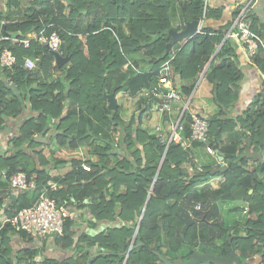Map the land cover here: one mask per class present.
<instances>
[{"label":"trees","instance_id":"1","mask_svg":"<svg viewBox=\"0 0 264 264\" xmlns=\"http://www.w3.org/2000/svg\"><path fill=\"white\" fill-rule=\"evenodd\" d=\"M178 5L187 20L204 16V0H0V50L9 48L17 56L13 68H0V125L4 115L16 117L26 106L33 112L11 139V152L0 154V178L3 173L10 177L25 171L37 181L35 188L21 190L14 211L33 205L47 181L59 180L50 174L56 162L38 148L45 143L35 139L38 133L51 132L58 148L88 146L96 158L86 160L91 170L82 167L81 159H58L72 169L50 195L60 203L71 199L88 205L91 227L106 223L75 240L68 221L65 235L54 238L57 246L62 242L71 253L67 262L46 256L40 247L15 252L4 227L0 229V264H124L125 259V264H167L186 261L196 251L230 255L233 250L238 257L235 264H247L246 258L257 254L261 255L257 264H264V160L243 157L250 142L264 158V91L240 113L232 114L245 77L234 39H225L205 73L216 111L197 112L209 120L207 142L217 144L227 170L219 169V156L206 149V142L186 146L173 139L167 147L162 137L141 124L148 110L146 101H154L142 92L158 83L159 67L174 54L172 65L181 79L180 92L187 98L226 35L223 28L206 26L184 44L170 47ZM221 14L206 10L211 17ZM249 17L252 29L264 35V17L256 9ZM42 29L60 31L61 50L69 56L62 66L35 39L29 48L15 40ZM27 55L38 58L34 69L23 67ZM253 61L264 72L262 50ZM70 91L76 96L71 98ZM123 92L138 99L141 113L126 116L121 104L109 107L107 95ZM191 120L187 109L181 130L185 140L191 135ZM104 128L118 132V139L109 131L102 133ZM200 149L211 159L196 161ZM218 177L222 180L214 184ZM5 183L0 181L1 189ZM217 201H246V221L226 224L218 217ZM15 231L24 241L36 239L26 231Z\"/></svg>","mask_w":264,"mask_h":264},{"label":"crops","instance_id":"2","mask_svg":"<svg viewBox=\"0 0 264 264\" xmlns=\"http://www.w3.org/2000/svg\"><path fill=\"white\" fill-rule=\"evenodd\" d=\"M245 1L246 0H210V4H209L208 8L221 11L222 14L218 17L217 16L211 17L209 15H206V10L208 9L207 8L204 12V16L202 17V18H204L203 25H202L201 29L198 32H196L193 36L202 32V28L209 26V27H212L216 30L223 28L224 30H226V35L224 36V38L225 37L227 38L228 32L233 27V24H234L236 18L238 17V15L240 14L241 9H243L244 6L246 5ZM263 2H264L263 0H258L257 3H255V5L252 8V9H256L257 12L261 15V17H264V10L262 8ZM177 9H178V6L175 9V12L173 14L172 22L175 26L174 29L182 30V29H184L188 20L184 17V15L181 11V8H180L179 12H177ZM202 18H200L199 20H201ZM225 39H224V41H225ZM187 40H189V39H187ZM187 40L184 39V40L179 41V42L181 44H184ZM221 42L217 45V48L221 47V45L223 44V43L221 44ZM216 53L214 52L213 55L215 56ZM214 56H212V57L214 58ZM238 57H239V66L241 67L242 71L245 72V77H243V79L240 82L239 97L236 100V102L234 103V105L232 106V114L233 115H236V114L240 113L242 110H244V107H246L248 105V103L250 101H252V99L255 97V95L257 93H259L260 91H264V82H263V78H262V74H264L263 71L254 62H252V59L250 57H248V55L244 52V50L239 48V47H238ZM211 59L206 64L204 70L206 69V71H207V69H208V67L212 61ZM126 66H127V64H126ZM1 67H3V66L0 63V68ZM204 70L200 74L199 78L197 79L195 88H194L193 92L191 93L192 97L189 101V105H188L187 109H189L192 113L200 112L202 114H208L209 112L216 111V108H217L215 102L213 101L212 84L210 82H208V80H206V77H205L206 71H204ZM2 78L5 79V76H2ZM261 78H262V81H261ZM6 82L10 83L13 81L6 79ZM200 85H203V89L199 93L198 101L193 104V95H194L195 91H197L200 88ZM17 88H18V86H17ZM120 95H122V97H120ZM120 95L116 96L117 100H118V105L121 104L122 106H125L122 99H128V98H131L132 100H134V102L138 105L137 107L132 108V110H130V111L128 109H126V107H127L126 106L125 107L126 113H124L126 116H131V114H133V113H141L142 112V109H141V107H139L140 104L137 101L138 99L136 97L130 96L124 92L121 93ZM147 100H148V98H147ZM146 103L148 104V110L143 115L141 124L146 129L149 128L150 132H156L158 134V136L162 137L166 143V141H167L166 137H168L171 134V132H169V130H170L169 129V119L170 118H174V119L178 118L182 112L183 105L185 106L186 104H184V100H183L181 102H178V103H175L172 105L173 111H171V113H167V112L162 113L159 110L154 108V104L152 102L146 101ZM178 112H179V114H178ZM32 113H33L32 110L28 106H26L25 108H23L21 114L16 116V117H6V115H4V118H3L4 121L0 125V154H2V153H4V154L8 153L9 154L11 152L9 149L11 146V144H10L11 139L13 138L14 135H16L18 127H19L20 123L23 121V119L32 115ZM157 126L160 127V129H161L160 131L157 130ZM106 131H109L111 134L113 133V135H115V132H112L108 128H104L102 133H104ZM38 134H41V133H38ZM50 136H51V132H49L47 134L43 133V137L45 140H42L39 142L45 143V144H44L43 148L42 147H38V148L43 149L46 157L48 159L52 160L53 163L56 162L55 164H53L50 167V174L52 176H54L53 179H56L55 177H57L58 179H63L64 176L72 169V166L71 165L63 166L62 163H60L57 160L66 158L63 160L70 161L69 159H72V158L80 159V156L79 155H72V156L67 155V157L63 156V158H62V154L58 150V147L56 146V144H52L53 141L51 140ZM224 138H226V135L224 136ZM215 145H217V144H213L214 147H215ZM52 149L56 150V152L54 154H53ZM251 149L254 150L253 148H251ZM216 150L217 149L215 147V152L213 154L219 156V162L221 163V166L223 164H227L225 162V158H223V160L220 159L219 149H218V153ZM75 152H77V151L72 150V151H70L69 154H74ZM200 152H201V155L196 158V161H200L201 159H204V158L211 159L210 158L211 155L204 153L201 149H200ZM31 153H32V155H34L33 154L34 152H31ZM34 157L36 158L35 161L39 164V162H38L39 159L36 156H34ZM67 158H69V159H67ZM250 162H253V160H250ZM221 180H222V178L218 177V178L214 179L213 183L219 184ZM0 181L6 182L5 183L6 185H4V188L1 189V187H0V190L3 192V194L1 195L2 196V202L0 205V226H1L3 223V220L6 218V216L10 215L14 211V209H16L15 208L16 202L18 200V196H19L21 190L13 188L10 185L9 177H7V175L4 173L2 174ZM67 183L68 182H64V185H67ZM1 191H0V194H1ZM13 201H15V203ZM70 202L73 204L72 211L74 214V218L69 219V222H70L71 229L74 232L75 240H77L78 237L82 233L88 234V232H90V233L96 232L95 228L91 227L90 223H89L90 221H93L92 220L93 218H92L91 213H90V216L88 215V213L90 211V209L88 208V205L82 206V204L78 200H71L70 199ZM227 202H230V201L222 202L224 205L223 211L230 212L229 208H232L233 210L234 209H240V213L236 217H234L233 215H230L228 217H224L223 220L226 222V224L232 225L238 221L245 222L246 218H247L246 217L247 211L245 210V208L248 205V203L246 201H231L233 203L230 202L229 205H226ZM242 208H243V210H242ZM239 215H241V217ZM103 225H106V223L105 222L98 223L96 229L103 227ZM5 228H8V236H9L10 241L12 243L11 245L14 247L15 252L18 250H21L24 247H29V246L39 247L40 246L41 253H44L48 257L56 258L59 260L65 259V256L63 254L66 255V254L70 253L68 249H66V248H64V246H62V242H60L58 245V247L61 248V250L58 251L56 248L52 247V245L49 244V242H50L49 240L48 241H42V240L35 237L36 239L33 242L24 241L20 237V235L15 231V229L13 230L12 228L10 229L9 227H5ZM11 231L14 232V234H15L14 236L9 235V232H11ZM27 243H30L32 245H28ZM53 243L54 242H52V244ZM39 244H41V245H39ZM260 258H261L260 254L249 256L246 258V262H247V264H257L260 261Z\"/></svg>","mask_w":264,"mask_h":264},{"label":"built area","instance_id":"3","mask_svg":"<svg viewBox=\"0 0 264 264\" xmlns=\"http://www.w3.org/2000/svg\"><path fill=\"white\" fill-rule=\"evenodd\" d=\"M258 0H249L248 3L241 9L240 14L236 18L233 27L228 32V36L234 39V43L237 47L244 50V52L253 61V56L260 50L264 54V35L253 30L251 27V18L249 13L252 10L255 3ZM210 4V0H204V9L206 10ZM204 22V18L200 20L198 29L200 30ZM35 39L41 46L47 47L50 51L61 50L62 38L60 31L54 30L51 33H47L45 29L40 31H34L26 38L17 39L24 47L29 48L31 41ZM173 56L166 60L158 70V83L155 86L144 89L142 95L148 99H154L152 102L154 108L162 113H171L173 111V104L184 100L182 112L178 118H170L169 126L171 134L167 138V145L174 139L176 141H183L186 146H189L192 141L206 142V149L210 153L215 152V147L212 142H207L210 139L209 120L198 113H192L191 135L189 140H185L181 134V130L184 129L182 118L188 108L189 101L192 97H184L180 92L181 79L177 75L172 65ZM37 59L34 56L27 55L24 57L23 67L26 69H34L37 66ZM17 62V56L13 50L4 48L0 50V63L2 66L11 69ZM264 73V72H263ZM264 81V74H262ZM157 130L160 131V127L157 126ZM82 160V167L85 170H91V165L86 162L85 157H80ZM49 180L42 189L39 198L31 206H25L17 211H13L10 215L6 216L3 220L0 229L9 227L16 230H23L30 235L42 240L48 241L53 236L62 237L65 235V226L69 219L74 218L72 211L73 204L69 200L58 202L56 198L50 195L51 190H57L61 187L62 181ZM10 185L13 188L26 190L33 189L37 186V181L33 176H29L25 171H16L9 177ZM200 207V204H197ZM247 205L245 210L248 211Z\"/></svg>","mask_w":264,"mask_h":264},{"label":"water","instance_id":"4","mask_svg":"<svg viewBox=\"0 0 264 264\" xmlns=\"http://www.w3.org/2000/svg\"><path fill=\"white\" fill-rule=\"evenodd\" d=\"M199 24H200V20L199 19H193V20H188L187 21L184 29H182V30L173 29L172 30L173 40L170 43V47L173 46V44L176 43V42L182 41L184 39H186V40L190 39L196 32L199 31V29H198ZM2 28H4V25H3ZM224 39H223V41H224ZM223 41L221 42V44L223 43ZM218 49L219 48L216 49L215 53L218 51ZM52 53L54 54V56L56 58V63L58 65H60V66H62L63 64H65L69 60V56H64L59 51H52ZM212 59H213V57H212ZM204 71H206V69ZM8 84L14 91H18L17 85L15 83L10 82ZM107 97L109 99V107L113 108V109L117 108L118 107V100H117L116 95L114 93H110V94L107 95ZM43 132H45V130ZM35 139L37 141L45 140L44 137H43V133L38 134ZM167 147H168V145H167ZM167 147H166V150H167ZM215 147H216V149H217L216 151L218 153L217 145H215ZM166 150H165L163 158L161 160L159 169L161 167V164L163 162L164 156L166 154ZM243 157L257 158L261 162L264 160V158H263L261 153H259L256 150H252L251 149L250 142H249V146L247 147V151L244 153ZM223 158L224 157L222 155H220V159L223 160ZM227 168H228L227 164H223L222 166L219 167V169L222 172L227 170ZM157 174H158V172H157ZM155 179H156V177H155ZM151 192H152V189L149 191V195H148V197H147V199L145 201V205H144V208H143V212H142L141 218L143 217V214H144V212L146 210L147 203H148V200L150 198ZM137 230H138V228L135 231V234H134V237H133V241H134V238H135V236L137 234ZM228 237L230 239V233H228ZM131 247H132V244H131ZM131 247L129 248L128 252H130ZM237 260H238V257H237V254H236L235 250H233L230 255H219V254L210 253V252H198V251H196V252H194L192 254L190 259H188L186 261L180 259V260H175V261H168L167 264H235L237 262ZM125 263H126V259L124 261V264Z\"/></svg>","mask_w":264,"mask_h":264},{"label":"rangeland","instance_id":"5","mask_svg":"<svg viewBox=\"0 0 264 264\" xmlns=\"http://www.w3.org/2000/svg\"><path fill=\"white\" fill-rule=\"evenodd\" d=\"M248 1L249 0H246L245 1V4H247L248 3ZM180 11V7H179V5H178V9H177V12H179ZM177 27V26H176ZM261 76V75H260ZM261 81H262V78H261ZM264 82V81H263ZM203 89V85H200V88L197 90V91H195V93H194V95H193V104L194 103H196L197 101H198V96H199V93H200V91ZM70 95H71V98L72 97H75L76 96V93L74 92V91H70ZM120 97H122V95H120ZM122 101L124 102V104H125V106H124V108L126 107V109H128L129 111L130 110H132V108H135V107H137L138 105L134 102V100H132L131 98H128V99H122ZM180 111V110H179ZM124 113H126V111H123ZM178 114H179V112H178ZM150 129L148 128V131H149ZM115 136H116V140H117V138H118V136H119V133L118 132H115ZM52 144H55V140L53 141V143ZM58 150L60 151V153L62 154V158H63V156L65 157H67V155H69V156H72V155H79L80 157L82 156V154H83V156L85 157V160H90V159H94V158H96V156H94L92 153H90V152H88V146H80V147H78V148H75V149H69V148H58ZM77 151V152H75L74 154H69L70 153V151ZM120 152V155H122L121 154V151H119ZM63 159H66V158H63ZM67 159H69V158H67ZM70 160V159H69ZM66 166H68V164H66ZM231 202V201H230ZM230 202H227L226 203V205H229L230 204ZM217 203V206H218V212H219V218H224V217H228V216H230V215H233L234 217H236L239 213H240V209H232V208H229L230 209V212H226V211H223L224 209V205H223V203L222 202H220V201H217L216 202ZM216 203H214V205L216 204ZM231 203H233V202H231ZM235 204V203H234ZM213 205V206H214ZM211 209H215V208H211ZM209 209H207V210H205V211H208ZM142 212H143V210H142ZM88 215L90 216V211H89V213H88ZM240 217H241V215H239ZM142 219V218H141ZM106 225H103V227H100V228H98V229H102V228H104ZM138 228V227H137ZM241 229V228H240ZM97 229H95V231H96ZM243 230V229H242ZM9 235L10 236H14L15 234H14V232L13 231H11V232H9ZM54 236L49 240L50 242H49V244L50 245H52V247H54V248H56L58 251H60L61 250V248L60 247H58L56 244H52V242H54ZM28 245H32V244H30V243H27ZM39 245H41V244H39ZM40 247V246H39ZM73 253V252H72ZM70 254L71 253H69V254H63L64 256H65V259H61V260H63L64 262H67L68 261V259H69V256H70ZM40 259H41V257L40 256H38L37 257V260L38 261H40Z\"/></svg>","mask_w":264,"mask_h":264}]
</instances>
